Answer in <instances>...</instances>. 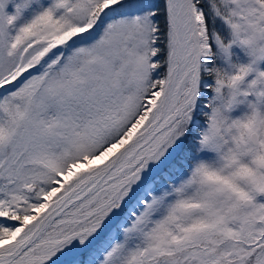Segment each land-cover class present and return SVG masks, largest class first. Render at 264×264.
I'll list each match as a JSON object with an SVG mask.
<instances>
[{"label":"snow or ice","instance_id":"obj_1","mask_svg":"<svg viewBox=\"0 0 264 264\" xmlns=\"http://www.w3.org/2000/svg\"><path fill=\"white\" fill-rule=\"evenodd\" d=\"M0 264H264V0H0Z\"/></svg>","mask_w":264,"mask_h":264},{"label":"rangeland","instance_id":"obj_2","mask_svg":"<svg viewBox=\"0 0 264 264\" xmlns=\"http://www.w3.org/2000/svg\"><path fill=\"white\" fill-rule=\"evenodd\" d=\"M11 11V9H9Z\"/></svg>","mask_w":264,"mask_h":264}]
</instances>
